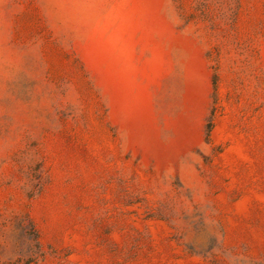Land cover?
Here are the masks:
<instances>
[{
    "label": "rangeland",
    "instance_id": "374dc122",
    "mask_svg": "<svg viewBox=\"0 0 264 264\" xmlns=\"http://www.w3.org/2000/svg\"><path fill=\"white\" fill-rule=\"evenodd\" d=\"M0 264H264V0H0Z\"/></svg>",
    "mask_w": 264,
    "mask_h": 264
}]
</instances>
